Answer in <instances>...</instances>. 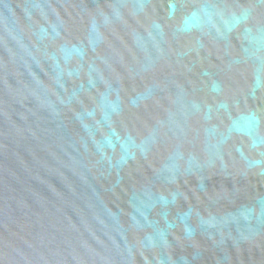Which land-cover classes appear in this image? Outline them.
Here are the masks:
<instances>
[{
    "label": "water",
    "instance_id": "95a60500",
    "mask_svg": "<svg viewBox=\"0 0 264 264\" xmlns=\"http://www.w3.org/2000/svg\"><path fill=\"white\" fill-rule=\"evenodd\" d=\"M0 264H264V0H0Z\"/></svg>",
    "mask_w": 264,
    "mask_h": 264
}]
</instances>
